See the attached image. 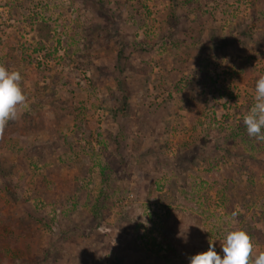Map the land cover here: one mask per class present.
<instances>
[{"label":"rangeland","instance_id":"1","mask_svg":"<svg viewBox=\"0 0 264 264\" xmlns=\"http://www.w3.org/2000/svg\"><path fill=\"white\" fill-rule=\"evenodd\" d=\"M0 65L27 97L0 139V264H190L236 229L264 252L243 124L264 0H0Z\"/></svg>","mask_w":264,"mask_h":264},{"label":"clouds","instance_id":"2","mask_svg":"<svg viewBox=\"0 0 264 264\" xmlns=\"http://www.w3.org/2000/svg\"><path fill=\"white\" fill-rule=\"evenodd\" d=\"M22 80L20 71H9L0 65V139L8 123L19 118L21 108L27 103ZM243 124L250 138L264 142V74L255 83L254 104L244 115ZM231 215L235 218L238 213L233 211ZM221 246L223 257L215 250L214 240L210 239L208 250L191 256L190 264H264V252L253 259L254 245L250 235L243 229L228 231Z\"/></svg>","mask_w":264,"mask_h":264},{"label":"trees","instance_id":"3","mask_svg":"<svg viewBox=\"0 0 264 264\" xmlns=\"http://www.w3.org/2000/svg\"><path fill=\"white\" fill-rule=\"evenodd\" d=\"M122 109V108H121ZM120 108H118V111L120 112V113H122V110H121ZM122 115H124V113L122 114Z\"/></svg>","mask_w":264,"mask_h":264}]
</instances>
